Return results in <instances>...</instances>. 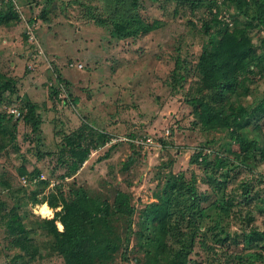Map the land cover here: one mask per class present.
Masks as SVG:
<instances>
[{"label":"rangeland","instance_id":"rangeland-1","mask_svg":"<svg viewBox=\"0 0 264 264\" xmlns=\"http://www.w3.org/2000/svg\"><path fill=\"white\" fill-rule=\"evenodd\" d=\"M9 1L0 0L3 10ZM11 1L20 22L0 25V70L18 82L17 94L12 97L15 104L23 108L27 99L37 103L43 123L39 135L33 134L32 126L24 120L15 129L11 125L0 133L7 143L15 135L13 145L17 146L0 154V180H8L13 189L0 193V264H63L62 258L42 243L47 237L39 225L51 214L38 213L43 204L30 203L21 210L34 229L35 242L41 243L40 254L28 258L8 244L3 216L13 207L14 200L24 198L18 190L25 188L28 193L38 187L37 182L28 184V175L35 170L51 181L44 194L60 183L74 187L79 195L111 202L118 189L130 193L137 209L132 228L127 224V217L116 214L111 217L116 234L123 239V249L111 264H142L139 260L143 255L138 251L141 210L157 200L155 194L170 173L195 171L202 179L203 172L189 162L193 150L210 140L214 143L209 148L218 150L226 138V132H204L194 125L196 118L186 101L188 87L198 79L195 65L208 39L202 23L190 10L178 9L179 0H140V14L149 22L159 20L160 27L147 35L116 38L112 35L111 23L100 22L108 15L100 0ZM222 1L218 0V5ZM206 10L202 7L199 14L207 13ZM223 12L220 16H225L228 22L237 13L233 8H224ZM190 20L196 23L195 27L190 25ZM178 57L186 66L184 87L173 83ZM256 85L258 90L249 100L264 96V83L259 81L253 86ZM10 106L7 100L1 99L0 113H8ZM84 124L89 125L87 137L97 138L95 133L103 132L111 141L103 142L101 149L92 152L76 175L63 180L61 176L68 171V161L65 162L66 158L59 161V144L65 135ZM259 135L264 137V121ZM132 140L141 143L143 148ZM127 162L129 167L125 169ZM23 168L26 174L22 173ZM258 175L264 180V161H249L231 180L228 193L239 202L238 208L245 219V224L240 219L231 220L228 228L231 232H241L244 228L264 234L261 209L264 208V181H259ZM248 182L255 184L251 195L260 196L259 201L251 200L250 204L241 196L243 185ZM200 186L207 190L203 183ZM1 203L6 204V209L1 208ZM248 214L253 215L249 225ZM57 225L63 229L59 222ZM240 242L239 246H215L219 253L228 251L232 257L238 254L244 260L247 252L264 253L261 250L264 240L252 245L242 239ZM191 258L197 264H218L211 263V255L200 243ZM260 259L257 264H264L263 258Z\"/></svg>","mask_w":264,"mask_h":264},{"label":"trees","instance_id":"trees-1","mask_svg":"<svg viewBox=\"0 0 264 264\" xmlns=\"http://www.w3.org/2000/svg\"><path fill=\"white\" fill-rule=\"evenodd\" d=\"M100 2L108 14L100 22L111 23L112 35L116 38L147 35L160 27L159 20L149 22L140 14V0ZM11 3L10 0L6 10L0 6V25L20 22ZM202 7H206L207 13L199 14ZM179 8L190 10L201 21L202 30L208 37L195 65L198 79L186 92V101L196 118L194 125L204 132H226V138L218 150L209 148L214 143L212 140L193 150L189 162L203 172L202 179L195 171L170 173L155 194L157 200L141 210L138 251L143 257L139 261L142 264H197L191 256L200 243L211 255V263L231 264L232 260L233 264L236 261L239 264H257L260 258L264 261V253L247 252L244 260L238 254L232 257L228 251L219 253L215 245L239 246L240 239L252 245L264 240V234L259 230L242 228L241 232H231L228 229L231 220L240 219L245 224L242 210L238 208L239 202L228 193L231 180L243 166L249 165V161H264V137L259 135L264 121V96L261 99L248 98L257 89V85H253L259 81L264 83V0H223L220 5L218 0H179ZM224 8H233L237 12L233 23L224 19L225 16L221 18ZM189 23L196 26L192 20ZM24 35L29 37L26 33ZM176 61L173 83L184 87L187 82L185 62L179 57ZM17 84L15 78L0 70V101L5 99L11 105L8 113H0V133L11 125L15 129L24 120L32 126V133L39 135L43 123L39 105L29 99L23 108L15 104L12 97L17 94ZM13 108L21 111L18 118L11 113ZM88 128L89 125L84 124L79 130L65 135L59 144V161L63 162L65 158V162L68 161V171L61 176L63 180L76 175L90 159L93 150L97 151L103 142L108 144L111 141L110 136L103 132L95 133L97 138L87 137ZM15 139L14 135L7 143L0 136V154L9 147L17 148L13 145ZM131 142L143 148L141 143ZM43 155L39 154L40 157ZM128 167L129 162L124 164L125 169ZM22 173L26 174L24 168ZM258 176L259 181H264L262 175ZM36 182L38 187L33 191L18 190L24 198L14 200L13 207L3 216L8 244L20 249L28 258L40 254L41 243L35 242L34 229L21 210L30 203H47L51 214L52 209L54 213L41 220L39 225L47 237L42 242L46 249L62 258L63 264L113 263L117 253L123 249V239L116 234L111 217L113 214L127 217V224L132 228L137 212L132 195L118 189L111 202L91 195H79L74 187L62 183L44 194L51 181L42 178L40 170L28 175V184ZM200 183L206 185L207 190H202ZM252 185L255 184L248 182L243 185L241 196L246 204L260 200L257 194L256 197L251 195ZM0 186L3 188L0 193L13 190L8 180H0ZM1 204V208L6 206ZM59 207L61 209L57 210ZM247 217L249 225L253 222V215L248 214ZM208 221L211 224L208 225ZM58 222L63 225L62 230L58 228ZM234 234L235 238L232 237ZM261 250L264 251V247Z\"/></svg>","mask_w":264,"mask_h":264},{"label":"bare ground","instance_id":"bare-ground-1","mask_svg":"<svg viewBox=\"0 0 264 264\" xmlns=\"http://www.w3.org/2000/svg\"><path fill=\"white\" fill-rule=\"evenodd\" d=\"M50 212H51V209H50L49 205H47V204H43V206L40 209H38V213L43 214L44 216L49 215ZM60 227L63 228L61 223H60Z\"/></svg>","mask_w":264,"mask_h":264},{"label":"built area","instance_id":"built-area-1","mask_svg":"<svg viewBox=\"0 0 264 264\" xmlns=\"http://www.w3.org/2000/svg\"><path fill=\"white\" fill-rule=\"evenodd\" d=\"M30 27V25H29ZM33 30V29H32ZM32 38V35H31ZM12 114H14L17 118L21 115V111L18 108H13L10 110ZM25 182H27V179H24Z\"/></svg>","mask_w":264,"mask_h":264},{"label":"crops","instance_id":"crops-1","mask_svg":"<svg viewBox=\"0 0 264 264\" xmlns=\"http://www.w3.org/2000/svg\"><path fill=\"white\" fill-rule=\"evenodd\" d=\"M22 55H23V52H22ZM29 55H31V54H29ZM95 150H93L92 152H94Z\"/></svg>","mask_w":264,"mask_h":264}]
</instances>
